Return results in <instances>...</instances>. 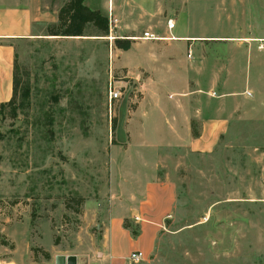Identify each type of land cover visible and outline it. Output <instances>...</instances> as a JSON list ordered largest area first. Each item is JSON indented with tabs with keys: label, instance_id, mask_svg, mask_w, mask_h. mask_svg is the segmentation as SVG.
Wrapping results in <instances>:
<instances>
[{
	"label": "rangeland",
	"instance_id": "obj_1",
	"mask_svg": "<svg viewBox=\"0 0 264 264\" xmlns=\"http://www.w3.org/2000/svg\"><path fill=\"white\" fill-rule=\"evenodd\" d=\"M46 1L63 6L69 0ZM183 1L164 2L180 18ZM206 2L194 8L200 20L183 24L188 35L204 36L192 44L208 48L205 77L220 75L217 85L202 86L201 95L228 98V111L242 94L245 101L209 153L159 152L157 179L174 184L175 204L151 256L137 264H264V0ZM99 3L86 6L96 11ZM106 18V36L91 27L80 38L47 36L56 23L38 26L35 36L14 44L16 95L0 109V256L11 255L5 232L14 226L9 234L20 249L28 230L24 248L40 243L52 251L48 225L55 232L62 227L64 248L73 250L69 234L81 227L86 202L105 195L110 146L127 128L140 92H150L139 86L138 69L129 63L130 50L133 63L142 58L135 51L144 49L143 41L126 35L122 11ZM162 25L168 22L156 20L138 31L156 34ZM235 44H255L252 60L227 47ZM184 46L174 42L167 50L177 76L186 65ZM240 66L248 67L254 93L241 90ZM113 90L121 93L118 101L110 100ZM90 233L97 235L96 228ZM33 253L43 254L38 248Z\"/></svg>",
	"mask_w": 264,
	"mask_h": 264
},
{
	"label": "crops",
	"instance_id": "obj_2",
	"mask_svg": "<svg viewBox=\"0 0 264 264\" xmlns=\"http://www.w3.org/2000/svg\"><path fill=\"white\" fill-rule=\"evenodd\" d=\"M88 1L85 0V6ZM164 1L100 0L96 11L108 18L122 11L126 35L143 41L144 49L135 51L143 52L142 58L133 63L131 52L134 50H130L129 63L138 69L134 79L139 86L144 89L149 86L150 92L138 90L141 97L129 114L127 128H122L117 136L119 140L110 146L108 188L99 201L94 204L86 202L80 216L81 227L69 234L68 240L73 242L74 249L65 250L67 241L61 236L62 227L55 228V232L48 225L52 251L40 243H31L33 246L28 244L24 248L26 237L31 238L28 230L23 234L20 249L9 234L10 230L17 228L14 226L5 232L13 242V248L11 255L0 256L1 264H126L125 260L132 252H140L143 260L148 259L173 210L176 197L175 186L170 180L157 179L159 152L184 149L192 153H209L218 138L228 130L231 120L239 117L240 103L245 101V95L233 100V111L226 109L228 98L211 100L201 95L202 86L217 85L220 75L213 72L209 78L205 77L203 66L207 60L204 53L208 48L202 43L198 46L192 44L204 42L201 38L204 36L188 35L183 24L189 20H200L195 18L194 8L207 4L206 0H184V15L180 18ZM61 7L51 6L46 0H0V105L8 103L13 95L15 42L35 36L38 26L56 24ZM156 20L167 21L168 27L162 25L156 34L148 32L155 40L142 39L139 27L151 28ZM174 42L185 43L190 54L189 58L185 56L186 65L178 76L173 74L167 51ZM227 47L239 54L250 53V60L257 49L255 44ZM236 77L242 91L254 93L256 89L248 67L240 66ZM209 103L217 108H205L204 105ZM192 124L199 125L197 138L191 135ZM122 133L127 136V141L122 139ZM1 216L5 215L2 213ZM125 220L139 227V235L135 239L124 228ZM93 227L97 235L90 233ZM34 248L43 254L37 256L33 253Z\"/></svg>",
	"mask_w": 264,
	"mask_h": 264
},
{
	"label": "trees",
	"instance_id": "obj_3",
	"mask_svg": "<svg viewBox=\"0 0 264 264\" xmlns=\"http://www.w3.org/2000/svg\"><path fill=\"white\" fill-rule=\"evenodd\" d=\"M85 0H69L57 13V24L48 30L51 37L80 38L85 36V30L88 27L93 28L101 36H106L108 32V20L102 16L99 11H92L84 5ZM26 91V90H25ZM16 95V80L13 73V95L6 104H1L0 109L10 106L14 103ZM191 135L193 138L199 136L195 129V124L191 125ZM123 226L129 231L131 237L135 239L139 235V227L124 221Z\"/></svg>",
	"mask_w": 264,
	"mask_h": 264
},
{
	"label": "built area",
	"instance_id": "obj_4",
	"mask_svg": "<svg viewBox=\"0 0 264 264\" xmlns=\"http://www.w3.org/2000/svg\"><path fill=\"white\" fill-rule=\"evenodd\" d=\"M170 28H173L172 26ZM142 39L146 40H155L156 38L149 34L148 32H144ZM187 57H190V54H187ZM121 98V93L120 91H110V100L111 101H118ZM169 217V216H168ZM143 260V255L140 252H132L131 254L128 255L126 258L125 262L126 264H137Z\"/></svg>",
	"mask_w": 264,
	"mask_h": 264
}]
</instances>
